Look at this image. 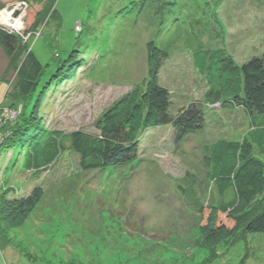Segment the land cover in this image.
<instances>
[{
  "label": "rangeland",
  "instance_id": "374dc122",
  "mask_svg": "<svg viewBox=\"0 0 264 264\" xmlns=\"http://www.w3.org/2000/svg\"><path fill=\"white\" fill-rule=\"evenodd\" d=\"M28 8L0 0V26L29 37L43 67L39 86L73 48L81 64L43 98L38 116L46 130L94 132L99 115L147 76L148 40L166 55L158 78L171 92L172 112L207 89L192 52L223 48L241 64L264 50V0H55L56 16L35 31ZM19 61L0 46L5 106L25 103L5 96L9 80L11 89L19 81ZM205 111V127L178 144L171 125L151 127L140 133L131 162L102 169H80L78 154L67 150L35 175L22 168L18 152L2 150L0 196L25 195L37 185L43 191L22 223L3 222L0 264H264V233L209 236L215 212L207 206L217 196L205 146L240 139L249 124L238 109ZM190 181L206 205L201 214L178 188Z\"/></svg>",
  "mask_w": 264,
  "mask_h": 264
},
{
  "label": "trees",
  "instance_id": "16d2710c",
  "mask_svg": "<svg viewBox=\"0 0 264 264\" xmlns=\"http://www.w3.org/2000/svg\"><path fill=\"white\" fill-rule=\"evenodd\" d=\"M21 1L27 2L29 11H34L32 31L44 18L56 16L55 0ZM28 38L0 26V46L4 53L9 58L20 56L19 81L11 89L9 80L5 96L20 95L25 101L19 115L8 126L0 127V153L9 149L18 152L22 168L35 175L47 170L67 150L78 154L80 169H102L131 162L138 152V137L148 128L171 125L173 139L178 144L187 134L205 127L206 107L238 109L248 121V131L240 139L227 140L221 148L215 143L205 146L207 177L217 196L216 203L207 206L215 212L209 236L218 239L233 237L242 231L264 233V50L241 64L223 48L192 52V65L207 89L201 99H193L172 112L171 92L158 78L166 55L154 40H148L145 79L99 115L94 122V132L64 131L43 128L38 111L52 84L65 79V71L81 65L76 63L78 47L67 52L58 68L39 86L43 67L28 48ZM17 105L19 103L12 102L7 106L12 109ZM187 185H178L181 196L199 214L203 213L206 205L200 202L197 189L191 181ZM42 191L37 185L25 195L11 198L1 195L0 230L3 222L13 226L22 223L40 201Z\"/></svg>",
  "mask_w": 264,
  "mask_h": 264
},
{
  "label": "built area",
  "instance_id": "2783aa9c",
  "mask_svg": "<svg viewBox=\"0 0 264 264\" xmlns=\"http://www.w3.org/2000/svg\"><path fill=\"white\" fill-rule=\"evenodd\" d=\"M20 3L24 4L22 2H20ZM22 7H23V5H22ZM0 18H1V16H0ZM3 28H5V27L3 26ZM5 29H8L12 32H15V30H13L12 28H5ZM20 111H21V106H19V107L17 106L16 108L10 109L9 106H7V105L5 106L3 104H0V125L2 122L6 121V120L7 121L14 120L19 115ZM0 139H1V136H0Z\"/></svg>",
  "mask_w": 264,
  "mask_h": 264
},
{
  "label": "bare ground",
  "instance_id": "6f19581e",
  "mask_svg": "<svg viewBox=\"0 0 264 264\" xmlns=\"http://www.w3.org/2000/svg\"><path fill=\"white\" fill-rule=\"evenodd\" d=\"M9 16V15H8ZM6 19V18H5ZM4 20V19H3ZM9 21V20H8Z\"/></svg>",
  "mask_w": 264,
  "mask_h": 264
}]
</instances>
